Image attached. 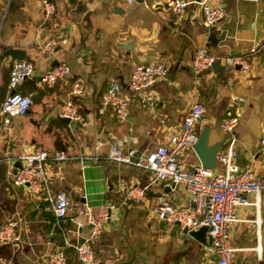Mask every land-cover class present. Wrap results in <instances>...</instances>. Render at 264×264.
I'll return each mask as SVG.
<instances>
[{
    "label": "crops",
    "instance_id": "crops-1",
    "mask_svg": "<svg viewBox=\"0 0 264 264\" xmlns=\"http://www.w3.org/2000/svg\"><path fill=\"white\" fill-rule=\"evenodd\" d=\"M55 13L46 17L41 0H0L1 46L25 50L33 73L16 88L30 94L33 103L26 113L14 116L8 126L0 124V227L16 221L9 242H0V264H49L58 248L66 252V264H79L73 243L88 230L76 207H92L112 200L117 209L103 223L94 247L100 264H115L130 256L119 233L125 206L127 236L136 258L132 264H216L214 253L178 224L158 219L152 207L162 196L174 203L190 204L188 195L174 183L152 182L151 172L109 158L110 145L121 141L124 148L146 153L166 141L178 128L193 101L205 112L197 124L210 126L209 142L225 137L221 121L233 102L238 113L233 160L255 175L264 174V49L248 54L254 41L264 40V0H212L221 5L224 16L206 26L196 1H190L182 21L177 22L165 0H55ZM51 37H64L53 52L41 50ZM132 44V45H130ZM206 45L218 55L248 54L245 71L225 63L194 74L191 58L195 49ZM131 46V48H129ZM14 59H0V105L10 91L8 75ZM164 61L169 72L152 86V103L142 101L135 91L125 90L130 102L125 119H117L112 107L102 103V94L112 79L125 83L137 63ZM59 62L70 73L52 84L41 76ZM228 66V67H227ZM83 86L77 92L74 83ZM70 101L81 119L67 123L58 116L61 104ZM62 116V115H61ZM228 142L222 145L225 149ZM64 150L70 159L46 162L51 190L65 191L69 208L57 219L45 194H28L11 181L16 155L23 149ZM86 156H97L88 161ZM200 162L195 151L186 163ZM142 196H129L128 191ZM247 194L237 207L239 220L231 229L237 264H264V192ZM207 237V236H206Z\"/></svg>",
    "mask_w": 264,
    "mask_h": 264
},
{
    "label": "built area",
    "instance_id": "built-area-1",
    "mask_svg": "<svg viewBox=\"0 0 264 264\" xmlns=\"http://www.w3.org/2000/svg\"><path fill=\"white\" fill-rule=\"evenodd\" d=\"M133 2L134 0H126ZM191 0H165L169 10L174 14L177 22L182 21ZM193 1V0H192ZM198 3L203 14L206 26L214 25L224 16V10L212 0H194ZM41 7L46 17L55 13L57 4L55 0H41ZM65 41L64 37H51L46 39L41 50L51 53ZM264 49V40L254 41L248 48V54H256ZM248 54L218 55L208 51L206 45L198 46L191 58V69L194 74L211 67L215 62L231 66H239L245 71L249 68ZM169 72V66L164 61L144 62L135 64L125 83L112 79L102 94V103L112 107L117 119H125L128 114L129 94L125 86L133 91L142 101L152 103L154 92L152 86L157 80L163 79ZM33 73V64L27 58L13 60L8 75L10 91L4 96L0 105V124L8 126L14 116L27 112L33 98L30 94L21 93L16 87ZM70 69L67 63L59 62L42 76L41 80L52 84L57 80L69 76ZM77 92L83 86L80 82L74 83ZM205 112V106L200 101H193L177 129L172 131L165 142L146 153H137L135 147L124 148L121 141L110 145L109 158L117 162L132 164L151 172L152 182L167 181L179 185L188 195L190 204L174 203L169 198L162 196L152 207L155 216L168 224H178L185 232L207 225V243L202 244L203 250L214 253L216 264H237L234 260L235 247L231 244V229L240 219L237 207L244 202V196L253 194L257 205L259 195L264 192V174L255 175L249 168L243 169L233 160L235 155L234 144L236 141L235 127L238 123V113L233 102H230L224 112L221 128L225 132L228 145L216 153V165L213 168L204 167L200 162L191 166L186 163V153L194 152L198 141L197 124ZM59 114L71 120L81 119L70 101L61 104ZM259 143L264 149V135ZM16 159L19 166L12 173L13 184L22 186L28 194H45L50 202V207L57 219L65 217L68 213L69 202L62 189L51 190L46 172V162L64 161L70 155L64 150L49 152L44 148L23 149L5 159ZM88 161H97V156H86ZM135 189L128 191L131 197L137 195ZM117 205L112 200H106L96 207L82 203L76 207L77 214L83 217L88 225L86 234L72 244L79 264H100L95 252V239L102 230L103 223L111 219L116 212ZM16 221L8 220L0 227V242H9L17 239L14 234ZM49 264H66V252L63 248L56 249L48 259Z\"/></svg>",
    "mask_w": 264,
    "mask_h": 264
},
{
    "label": "water",
    "instance_id": "water-1",
    "mask_svg": "<svg viewBox=\"0 0 264 264\" xmlns=\"http://www.w3.org/2000/svg\"><path fill=\"white\" fill-rule=\"evenodd\" d=\"M129 48H131V46H129ZM1 50L2 52L0 54V59H3V57L5 56H10V58L14 60H19L21 58H24L26 54L24 49L15 48L12 46H1ZM235 67L239 68V66H235ZM13 90H17V88L12 89V91ZM58 117L67 123L73 122L67 116L59 115ZM209 132H210V126L208 124H205L202 126V128H200L198 132V141L194 146V151L200 163L204 167L213 168L216 165V153L221 149L222 145L225 143L226 137H222L214 142H209ZM121 208L123 212H122V219H121L120 226H119V233L122 235L123 240L127 243L129 247L130 256L126 259L117 260L115 264H132L133 260L136 258V251L132 243L128 239L127 227L124 225L125 216H126L125 206L122 204ZM207 229H208L207 225H200L197 228L190 229L188 231V234H190L191 236H193L200 242L207 243V237H206Z\"/></svg>",
    "mask_w": 264,
    "mask_h": 264
},
{
    "label": "rangeland",
    "instance_id": "rangeland-1",
    "mask_svg": "<svg viewBox=\"0 0 264 264\" xmlns=\"http://www.w3.org/2000/svg\"><path fill=\"white\" fill-rule=\"evenodd\" d=\"M196 131H198V130H196ZM188 155V153H186V156ZM188 165V164H187Z\"/></svg>",
    "mask_w": 264,
    "mask_h": 264
},
{
    "label": "trees",
    "instance_id": "trees-1",
    "mask_svg": "<svg viewBox=\"0 0 264 264\" xmlns=\"http://www.w3.org/2000/svg\"><path fill=\"white\" fill-rule=\"evenodd\" d=\"M21 92V91H20ZM21 93H23V92H21ZM12 179V178H11ZM12 182H13V180H11Z\"/></svg>",
    "mask_w": 264,
    "mask_h": 264
}]
</instances>
